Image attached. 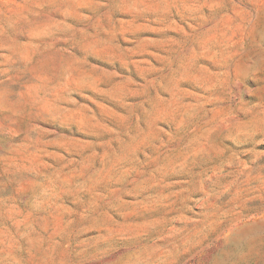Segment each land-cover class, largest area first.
Returning <instances> with one entry per match:
<instances>
[{"label":"rangeland","instance_id":"1","mask_svg":"<svg viewBox=\"0 0 264 264\" xmlns=\"http://www.w3.org/2000/svg\"><path fill=\"white\" fill-rule=\"evenodd\" d=\"M0 264H264V0H0Z\"/></svg>","mask_w":264,"mask_h":264}]
</instances>
